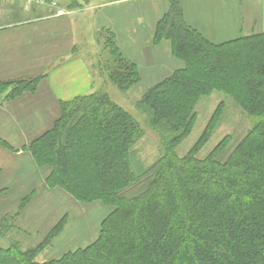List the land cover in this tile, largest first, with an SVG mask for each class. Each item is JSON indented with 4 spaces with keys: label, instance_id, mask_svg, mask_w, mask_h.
<instances>
[{
    "label": "trees",
    "instance_id": "16d2710c",
    "mask_svg": "<svg viewBox=\"0 0 264 264\" xmlns=\"http://www.w3.org/2000/svg\"><path fill=\"white\" fill-rule=\"evenodd\" d=\"M168 2L153 46L169 43L182 67L136 105L158 135L160 157L147 168L134 165L145 131L107 93L61 102L58 120L27 151L46 171L47 189L112 210L93 244L44 262L37 258L63 224L23 249L10 239L20 216L8 214L0 219V240L7 244L0 245V264H264V33L215 43L188 24L181 0ZM115 32L106 27L99 34H107L103 45L109 49L100 71L126 91L141 78ZM38 80L15 82L10 98L35 91ZM13 84H0V90ZM214 95L254 119L253 127L235 147L228 135L203 155L224 118L221 101L192 148L179 156L199 122L198 105Z\"/></svg>",
    "mask_w": 264,
    "mask_h": 264
},
{
    "label": "rangeland",
    "instance_id": "374dc122",
    "mask_svg": "<svg viewBox=\"0 0 264 264\" xmlns=\"http://www.w3.org/2000/svg\"><path fill=\"white\" fill-rule=\"evenodd\" d=\"M112 1L114 0H0L3 6L0 9V15L3 16L4 14H10V8L15 9V5L17 4L19 8L24 7L29 11L31 8H34L37 13L49 18L75 19L76 22L84 20L82 25H85L87 28V34L91 37L95 33L94 28H97L98 26L103 27L104 23H109L114 27L116 23L121 24L123 18L129 19V17H132L129 15V11L126 13L125 9L118 10L116 6L110 8L104 6L105 3H111ZM155 1L157 3V7H155L156 9L163 10L165 6L168 7V0H141L135 4L136 7L141 10L139 15L145 14L146 19H144L142 23L145 22L146 25L148 22L151 23V19L155 17V15H153L154 11L151 13V8L155 4ZM53 3H56V5L54 6ZM188 3H191V6L193 7L201 6L210 11L213 22L201 26V32L215 43H223L245 35L244 33L247 30V25L241 24L242 22L238 18V10L240 9V6L247 5V7H250L251 5L252 10L256 8L260 10L262 7V12L264 11V0H198L197 2H195V0H192L191 2L188 0ZM4 7H6V11H3ZM251 9L249 8V10ZM80 10H83L84 13L86 12L84 16L83 13L79 14ZM262 12L259 11L258 13L261 14ZM33 16L35 15H16L13 19H3V21L13 22L15 19L19 21L23 19L30 20L33 19ZM252 19L258 20L259 23L255 26V30H251V33L257 34L264 31V14L262 13V21L259 17H256V15H254ZM89 27H91L92 30L89 31ZM251 28H248V30ZM105 38H107V34L103 33L101 36L102 42H104ZM89 39L91 40L90 42L92 43V46L89 48L86 47V50L83 46H81L82 48L77 47V50L81 49L82 52L79 53L82 55L80 56H83L85 63L91 67L92 75L96 79L95 89L97 90L95 91L101 90L107 93L115 103L129 112L143 127L145 136L134 149L133 163L137 168H147L158 160L162 153V147L159 143L160 140L158 135L149 129L146 117L136 109V105L139 99L150 87L161 82L168 75L170 76L175 70L179 69V64L181 63L174 61V59L170 57L168 50L166 49L168 48L167 46L170 45H165L166 47L158 48L156 51L150 48L151 51L153 50L156 54L158 53L159 57L167 60L169 62V67L165 72H163V70L161 71V69H158L155 72H148L147 70L142 71L140 73V83L129 90L122 91L116 85L110 83L108 78L100 71V66L108 59L109 49H106L104 45L98 46L99 41L96 40L98 37L92 36ZM144 41L147 40L144 39V37H141L140 42L142 43ZM144 49L145 47H139V57ZM153 55L155 56L154 53ZM169 71L170 73L168 74ZM46 73H51V67L48 70L45 69V74ZM221 101L226 102L224 118L221 125L216 129L212 140L204 149L203 155L209 153V151H211L221 139L228 135L233 139L231 143L232 147H235L253 127L254 119L245 115L225 96L214 95L208 99L202 100L198 105L197 110L199 113V122L197 123L194 132L179 147V156L186 155L190 148H192ZM14 163L13 167L10 169L13 170L11 173L12 177L17 175V171L15 170H20L19 174H22V172L25 174L22 176L20 182L19 180H16V183H14V185H16L14 189L17 191L12 193L11 198H17L15 203L18 204L19 200H23L30 195L32 197L30 196L31 199H29V204L24 210H19L22 201H20L17 206L15 204V207L12 208V212L10 213L11 216L19 214L20 217L16 220L18 221L15 223L16 228L10 233L11 240L19 242L23 249L36 247L45 241L46 237L53 229L63 224L62 233L52 241L43 253H41L37 258L38 262L59 259L65 253L85 248L97 240L102 221L112 210L110 207L104 206L100 203L85 204L74 200L72 197L63 194L61 195L60 192V194H56L55 191L46 189L44 182H42V186L40 185L39 181L41 180V176L43 180L46 176L43 173H46V171L36 166L34 167L33 165L27 167L26 160L22 164L18 162L17 165H14ZM33 170L39 171H35V174L33 173ZM33 192H35L36 195ZM0 245L6 247L7 244H4L0 240Z\"/></svg>",
    "mask_w": 264,
    "mask_h": 264
},
{
    "label": "crops",
    "instance_id": "0c3cea01",
    "mask_svg": "<svg viewBox=\"0 0 264 264\" xmlns=\"http://www.w3.org/2000/svg\"><path fill=\"white\" fill-rule=\"evenodd\" d=\"M139 1L141 0H114L111 3H105L106 8L116 6L118 10L125 9L126 13L129 11L128 13L132 17L123 18L121 24L116 23L114 27L109 23H104L103 27L94 28L95 33L92 36L98 37L96 39L99 41L98 46H102L103 42L99 34L103 28L111 27L116 31L117 45L129 60L137 64L139 73L145 70L155 72L158 69L165 72L169 67V62L159 57L155 51L170 44L164 42L155 47L153 46V39L156 24L168 11L169 4L163 10L156 9L157 3L155 1L151 8V13L154 11L155 17L151 19V23L148 22L146 25L145 22L142 23L146 19L145 14L139 15L141 10L135 5ZM197 1L195 0V2ZM181 3L184 8L185 19L194 29L201 32V26L213 22L209 10L201 6L193 7L191 3H188V0H181ZM0 5L1 9L3 7L1 2ZM15 6V9L10 8V14L0 15V84L14 82L13 85L0 90V219L10 214L12 208L15 207L14 205L17 206L21 201L19 200L17 204L15 203L17 198H11V196L14 191H17L14 189L16 186L14 183L16 180L20 182L25 173L19 174L20 170H15L17 175L12 177L13 170L10 169L13 167V163L15 162L14 165H17L18 162L22 164L26 160L27 167L29 165L35 167L27 148L30 143L50 130L58 120L60 103L97 92L95 91L97 90L95 89L96 79L92 75L91 67L85 63L83 56H80L82 55L79 53L82 52L81 49L77 50V47L82 48L81 46H83L86 50L92 46L89 39L92 36L87 34V28L84 24L82 25L84 20L76 22L75 19L49 18L37 13L34 8L29 11L24 7L19 8L17 4ZM251 7V5L250 7L244 5L240 6L238 10V18L242 22L241 24L247 25L244 36L252 35L251 30H255V26L259 23L252 17L256 15L262 21V13L264 14L262 7L260 10L257 8L252 10ZM5 9L6 7L3 11H6ZM259 11L262 13H258ZM82 13L84 16L86 12L80 10L79 14ZM30 14L35 15L32 17L33 19L3 21V19H13L16 15ZM248 28L251 29L248 30ZM88 30H92L91 27ZM141 37L147 41L141 43ZM140 46L145 47V49L142 50L139 57ZM167 47L170 57L177 61L171 56L170 46ZM150 48L155 51H151ZM179 65L181 68V64ZM50 67L51 73L45 74V69L48 70ZM36 78L39 80L35 91L25 92L19 97L10 98L17 86L15 82ZM35 171L39 170H33V173L36 174ZM43 174L46 175V173ZM43 180L41 176L40 185L43 184L42 182L46 185L45 178ZM55 193L59 192L55 191Z\"/></svg>",
    "mask_w": 264,
    "mask_h": 264
},
{
    "label": "built area",
    "instance_id": "2783aa9c",
    "mask_svg": "<svg viewBox=\"0 0 264 264\" xmlns=\"http://www.w3.org/2000/svg\"><path fill=\"white\" fill-rule=\"evenodd\" d=\"M53 5L55 6V5H56V3H53Z\"/></svg>",
    "mask_w": 264,
    "mask_h": 264
}]
</instances>
